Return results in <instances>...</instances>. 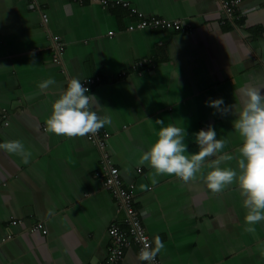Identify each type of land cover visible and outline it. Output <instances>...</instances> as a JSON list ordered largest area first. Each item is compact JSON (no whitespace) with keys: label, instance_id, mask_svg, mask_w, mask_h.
I'll return each instance as SVG.
<instances>
[{"label":"crops","instance_id":"1","mask_svg":"<svg viewBox=\"0 0 264 264\" xmlns=\"http://www.w3.org/2000/svg\"><path fill=\"white\" fill-rule=\"evenodd\" d=\"M107 2L0 0V143L19 140L31 153L25 162L0 150V264H103L108 226L125 229L123 211L103 188L97 147L86 136L46 129L73 77L97 79L87 94L111 121L99 130L110 135L123 184L133 185V207L151 245L156 236L165 245L161 264H264V222L245 230L235 183L212 193L205 163L193 181L159 175L153 184V170L139 163L170 125L184 127L187 154L198 152L195 134L211 125L225 141L217 155L238 156L236 116L206 105L221 98L224 107L238 104L237 90L248 85L264 94V0L241 1L236 25L223 19L218 0ZM132 8L179 20L183 29L129 30L139 20ZM47 79L55 83L41 90ZM221 166L235 168L236 161ZM37 222L45 232L29 229ZM117 264H143L136 246L124 248Z\"/></svg>","mask_w":264,"mask_h":264},{"label":"clouds","instance_id":"2","mask_svg":"<svg viewBox=\"0 0 264 264\" xmlns=\"http://www.w3.org/2000/svg\"><path fill=\"white\" fill-rule=\"evenodd\" d=\"M176 75L175 73L174 78ZM54 83V80L47 79L39 87L46 90ZM88 92L89 89L83 86L79 78H71L66 89L52 105L51 115L45 122L47 131L69 138L83 137L95 135L99 129L110 124L108 117L99 115L95 110L99 107L97 98L88 95ZM236 96L238 104L224 107L221 98L208 101L206 106L221 114L231 110L236 116L233 128L242 138L237 149L238 156L217 155L224 149L225 141L217 139V133L211 125L207 130H200L195 134L198 152L187 154L184 127L170 125L159 130L157 140L143 153L139 163H147L153 170V184L157 182L155 177L159 175L174 176L185 183L193 181L207 163L211 169L204 176L207 189L212 193H219L235 183L243 198L242 206L246 209L245 230L254 233V225L264 222V94L261 88L248 85L237 90ZM156 122L163 123L162 120ZM0 150L19 155L25 162L31 155L19 140L0 143ZM211 157L215 159L209 160ZM234 159L235 168L221 166ZM152 243L154 247L145 241L139 254L141 261L151 262L165 247L159 236Z\"/></svg>","mask_w":264,"mask_h":264},{"label":"built area","instance_id":"3","mask_svg":"<svg viewBox=\"0 0 264 264\" xmlns=\"http://www.w3.org/2000/svg\"><path fill=\"white\" fill-rule=\"evenodd\" d=\"M81 1V0H80ZM101 5H106L107 0H96ZM220 8L223 14V19L229 20L232 24L236 25L239 23V16L236 13L238 5L243 0H218ZM127 5V3H125ZM133 10V8H132ZM138 21L135 23H130L127 29H142V28H156L161 27L166 30H182L183 27L179 20H169L161 17H156L153 15H145L141 11L133 10ZM42 21H46V15L42 14ZM55 38V37H54ZM56 51L59 50V45L56 44ZM58 52V51H57ZM53 59L56 62L60 61L59 55H55ZM144 62V60L142 61ZM140 62V64L142 63ZM62 69V68H61ZM97 79L89 77L80 80L83 86L90 90L91 86L96 82ZM110 135L107 131L98 130V132L86 135L88 141L93 143L100 154V164L102 166V185L103 188L112 196L117 207L121 209L124 216L121 220L125 229L121 228L118 223L112 222L108 226V234L112 239V244L108 249V254L106 260L103 264H117L122 258L123 249L128 248L131 245H135L137 249V255L139 257L140 251L144 247L145 241L151 244L150 239L142 225L140 216L136 209L132 205V188L133 185L125 186L120 178L118 169L113 165L111 161V155L108 150V139ZM17 222L11 221V224L15 225ZM30 230L40 229L42 232L46 230L42 227V224L37 222L31 225ZM143 264H161L158 256L154 258L151 262L142 261Z\"/></svg>","mask_w":264,"mask_h":264},{"label":"trees","instance_id":"4","mask_svg":"<svg viewBox=\"0 0 264 264\" xmlns=\"http://www.w3.org/2000/svg\"><path fill=\"white\" fill-rule=\"evenodd\" d=\"M107 4H108V2H107ZM107 4H106V5H107ZM135 14H136V13H135ZM221 14H222V11H221ZM222 17H223V14H222ZM132 200H133V198H132ZM132 205H133V203H132Z\"/></svg>","mask_w":264,"mask_h":264}]
</instances>
